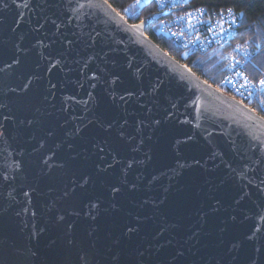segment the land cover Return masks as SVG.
<instances>
[{"label":"water","instance_id":"95a60500","mask_svg":"<svg viewBox=\"0 0 264 264\" xmlns=\"http://www.w3.org/2000/svg\"><path fill=\"white\" fill-rule=\"evenodd\" d=\"M8 2L0 264H264V116L146 33L169 11L131 22L108 0ZM36 107L51 115L21 124Z\"/></svg>","mask_w":264,"mask_h":264},{"label":"built area","instance_id":"2783aa9c","mask_svg":"<svg viewBox=\"0 0 264 264\" xmlns=\"http://www.w3.org/2000/svg\"><path fill=\"white\" fill-rule=\"evenodd\" d=\"M153 1L157 12L169 11L156 20L157 34L170 39L184 57L221 50L223 89L243 102L252 99L256 109L264 113V84L261 83L264 75L254 79L246 70L253 51L259 48L236 41L240 23L237 11L228 7L220 14L211 16L203 6L188 7V0Z\"/></svg>","mask_w":264,"mask_h":264},{"label":"trees","instance_id":"16d2710c","mask_svg":"<svg viewBox=\"0 0 264 264\" xmlns=\"http://www.w3.org/2000/svg\"><path fill=\"white\" fill-rule=\"evenodd\" d=\"M108 1L131 22H138L157 12L153 0H147L144 3H138V0ZM187 6H203L211 16L220 14L228 7L237 11L240 23L236 41L249 44L252 48H259L258 51H253L246 70L254 79L264 75V0H188ZM156 27L155 21L146 28V33L159 46L188 64L200 77L223 89L221 82L224 78V70L221 50L194 53L184 57L182 51L170 39L157 34ZM223 91L230 94L225 89ZM245 103L264 116L262 111L256 109L252 99L246 100Z\"/></svg>","mask_w":264,"mask_h":264},{"label":"snow or ice","instance_id":"6c2138e0","mask_svg":"<svg viewBox=\"0 0 264 264\" xmlns=\"http://www.w3.org/2000/svg\"><path fill=\"white\" fill-rule=\"evenodd\" d=\"M13 3H15V0H13ZM28 6H29L28 3H25V4H24V7H28ZM8 7H10V4H9L8 0H0V12L6 10ZM52 24L55 25V26L57 27V29H59L60 26H59V25H56V21H55V20L52 21ZM133 26H134V27H138V25H133ZM65 39H67V37H65ZM67 43H68V45H69V48H71V46H72L73 44H75L76 41H74V40H68ZM61 55H63V54H61ZM16 63H19V61L17 60ZM57 63H60V61H57ZM0 71H2V70H0ZM101 71H103V70H101ZM94 78L97 79V80L101 79V77H95V75H94ZM36 79H40V78H39V77H36ZM117 79H118V77H117ZM31 83H32V80L29 79L28 82L25 83V84L23 85V87H22L21 90H22V91H23V90H26V89L29 87V85H30ZM261 83L264 84V80H262ZM93 86H95V85H93ZM55 87H56V85L52 84L51 81H49V89H48V91H47L45 94H43L42 102H44V101H48L49 96H50V95H53V93L51 92V89H53V88H55ZM129 95H132V93H129ZM120 99L123 100L124 97H120ZM4 107H6V105H4V104H0V109H2V108H4ZM52 107H55V105H52ZM45 115H51V113L47 112L46 109H42L41 107H36V108H35V113H34V115H33V119L22 120V121H21V124H27V125H29V126L32 125V124H34V123H35V124H39V123H41V117H43V116H45ZM8 118H9L8 116H4V119H8ZM97 123L100 124V127H104V124H103L102 122L97 121ZM125 123H127V122L125 121ZM141 123H143V121H141ZM153 123H155V124L158 125V124L160 123V121H159V120H156V121H154ZM111 126H112L111 124L108 125V127H111ZM79 131H80V129H79V127H78V128L76 129V133L78 134ZM51 134H52L51 132L48 133V135H51ZM120 134H121V136H123V132H121ZM2 137H3V133H0V138H2ZM105 143H106V142H105ZM40 146H41V148L44 147L43 144H41ZM69 147H71V145H69ZM95 147H97V148L99 149V151H101V152L104 151V148H103V147H100L99 144L95 145ZM134 150H135V149H134ZM212 158H215V154H213V157H212ZM72 159H75V157H72ZM148 159L150 160L151 157H148ZM133 163H143V162H142V161H140V162H137V161H130V162L128 163V166H127V167L130 169V168L132 167ZM197 163H198V161H197ZM43 164H44V165H48V159H44V160H43ZM17 167H19V165H17ZM60 167L63 168L64 165L62 164V165H60ZM100 171L103 172L104 169H100ZM4 179H7V176H5ZM153 179H155V177H153ZM80 180L82 181V183H80V182L77 181V180H73V183H74V184L79 183V186H80V187H83L84 185H86V184L89 182V177H88L87 175H82V176L80 177ZM132 187L134 188L135 185H133ZM111 191H112L113 193H117V192L120 191V189H119L118 187H116L115 185H112V186H111ZM25 195L27 196L28 193H25ZM63 195H64L65 197H67V196L69 195V191H65ZM111 207H112L113 209H115V208H116L115 203H113V204L111 205ZM49 211H51V208H49ZM100 211H101V209L99 208V205H98L97 203L90 202L88 215L90 216V218H91L93 221L96 220L97 216L100 214ZM104 211H107V209H104ZM77 214H78V213H77ZM18 215H19V213H18ZM35 215H36V214L33 213V216H35ZM63 220H64V217H63V216H59V217H57V223H59L60 221H63ZM136 231H137V229H136L135 227H132V226H128V227H127V233H133V232H136ZM127 233H126V234H127ZM194 235H195V233H194Z\"/></svg>","mask_w":264,"mask_h":264},{"label":"rangeland","instance_id":"374dc122","mask_svg":"<svg viewBox=\"0 0 264 264\" xmlns=\"http://www.w3.org/2000/svg\"><path fill=\"white\" fill-rule=\"evenodd\" d=\"M147 0H138V3L140 2V3H144V2H146ZM223 62V61H222ZM222 65L224 66V62L222 63Z\"/></svg>","mask_w":264,"mask_h":264}]
</instances>
